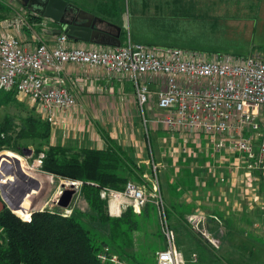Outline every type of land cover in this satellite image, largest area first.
I'll return each mask as SVG.
<instances>
[{"label":"built area","instance_id":"built-area-1","mask_svg":"<svg viewBox=\"0 0 264 264\" xmlns=\"http://www.w3.org/2000/svg\"><path fill=\"white\" fill-rule=\"evenodd\" d=\"M24 22L22 18L6 22L8 32L0 30V89L15 90L17 96L34 105L40 117L53 124L60 115L74 111L78 105L77 96L68 87L64 74L68 65H87L97 69L98 73L120 80L129 79L134 86L136 109L144 127L151 123L161 125L171 138L181 139L183 151H188L186 147L192 143L201 142L202 147L206 146L207 156L215 160L214 163L204 162L203 169L208 175L226 184L227 174L218 173V167L223 166L226 173L228 168L232 176L241 170L243 192L253 193L251 182L258 177L257 173L264 174L263 57L205 54L195 49L130 40L120 46L75 44L66 32L57 34L53 43L40 41L28 49L12 32L15 26ZM44 71L50 72L51 76L45 78ZM147 76L158 85L156 92L148 88ZM229 151L235 156L231 166L227 167V157L223 153ZM43 158L41 151L31 162L25 160V165L15 159L7 160L12 174L27 184L31 183L32 176L37 183V177L48 178V185L53 186L54 191L45 204L49 210L56 211L59 195L66 189L80 193L84 181L42 170ZM152 169L155 176L149 193L143 186L127 181L123 190L106 185L99 187V198L105 200L108 213L113 217H118L128 206L139 213L146 203H152L157 209V220L164 237V248L156 252L154 264H188L175 245L176 234L166 217L156 176L157 165L153 161ZM6 176L0 171L3 182H0V199L9 205L11 201L18 204L19 189L7 192L2 185ZM221 196L224 198L223 193ZM44 206L38 211H44ZM58 209L62 216L72 212L68 206ZM96 256L97 260L108 264H137L120 259L109 247H102Z\"/></svg>","mask_w":264,"mask_h":264},{"label":"rangeland","instance_id":"rangeland-1","mask_svg":"<svg viewBox=\"0 0 264 264\" xmlns=\"http://www.w3.org/2000/svg\"><path fill=\"white\" fill-rule=\"evenodd\" d=\"M66 1L72 3L73 6L79 9L90 12L105 21L118 25L124 32V34L122 32L124 35L122 39L123 44L127 40L140 43H146L148 41L155 44L159 42L157 43L159 45L155 46H175L186 50L195 49L205 54L217 53L218 55L226 54L232 57H246L253 54L263 57L264 59V0ZM142 1H146L143 3L148 4L147 9L143 10L141 8ZM162 1H199L200 4L198 6L201 7V10H198L200 14L205 12V14H202L203 16H216L215 18L218 20L217 23L223 28L217 30L201 29V20H199L196 31H191V29L190 32L192 34L186 31L185 34L188 37H190L189 35L203 37L202 44L204 45L192 44L191 42L182 43L181 41H159L149 29L147 22L143 20H146V18L154 14L157 16L158 9L156 4ZM5 2L10 5L11 11L7 13V18L0 22L6 21L8 23L22 18L25 20L24 24L15 26L20 32L24 31V25H32V22L36 23L39 28L46 27V25H43L45 24L43 23V19L35 15L30 7L23 6L22 1L6 0ZM32 16H37L39 19L33 18ZM142 16L145 18H142ZM206 19V22H208L210 17ZM195 25L194 28L196 27ZM15 28L12 29V32ZM111 28L112 33H115L116 30L113 27ZM150 32L153 34L151 36H155L154 38L156 39H149V37L146 36V34ZM13 34L16 35L14 32ZM129 34H131V39L128 38ZM155 34L158 33L155 32ZM158 35L160 36V34ZM140 36L141 38H138ZM18 39L23 41L24 39L25 41L27 40L25 37L24 39L18 37ZM99 39L101 41L108 40L106 36H101ZM149 87L157 90L158 85L152 84ZM130 88L132 92H134V86L131 83ZM132 103L136 108L134 99H132ZM78 108L77 105V120L70 117L65 121L66 123L64 122L65 124L71 126V124L75 123L74 121L82 123L81 121L84 117L79 115ZM135 110L134 126L136 143L138 145L136 148L137 157L135 158V162L140 166L145 165V167L140 172L141 183L136 182V180L133 181L143 186L145 191L149 193L152 189L153 176H155L152 171V161L157 165L156 176L162 193L161 195L163 196L164 208H166V217L170 226L174 229L173 232L176 234L175 245H177L188 264H264V236H262L261 229L263 228L264 220L260 219L255 212L248 214H243L239 211L228 212L227 206L224 205L226 201L224 198H221V184L217 185V187L220 188H218V193H216V190L206 187L208 180L214 179L213 176L208 175L203 169L204 162L208 161L207 157L209 158V156H207L208 151L206 146L202 147L201 142H196L186 147V150L187 148L189 149L188 151H183L181 139L179 137L171 138L170 133L166 132L164 127L159 124L151 123L148 127H144L140 121V117L138 119L136 116L137 109ZM155 112L158 113L159 111L156 110ZM106 113L105 109L100 111L101 120H104L103 117ZM261 113L264 117V106L261 109ZM27 116L40 118L45 121L36 113L35 107L30 101L16 94L14 101L0 104V125L7 117L8 125L11 127V130H8L7 133L8 136H10L9 143L5 145L4 148H0V159H8L9 157L11 160L15 159L16 162L20 161L22 165H25V160L29 163L36 157L34 151L37 149V146L40 145V139L36 137L17 138L16 136L23 120L27 118ZM146 116H149L147 111ZM80 125L83 126L82 124ZM131 127L133 126L131 125ZM50 128L51 136L49 143L51 144L60 142L62 145L67 146L78 144L79 141L83 142L82 139L79 141L77 139V141L72 142L74 139L65 137L61 132L62 130L56 128L52 133L53 126L50 125ZM92 137L96 138V133H93ZM8 145L13 148L17 146V149L13 150V148ZM79 145L81 146L82 143H79L78 146ZM232 154L233 153L230 151L229 153H223V155L227 157V160L233 156ZM3 161L6 162L5 159H3ZM222 167L223 166L219 167L218 173L225 174ZM3 173L4 175L7 174L6 181L2 184L6 191L19 189L18 191L20 193L24 181L15 178L14 174L12 175L10 166L4 168ZM16 173H18V170ZM239 174H241V170L238 171L237 175ZM32 177L34 178V176ZM32 177L31 180L34 181ZM37 178L36 180L38 183L36 181L30 183V187L26 191L27 193L22 196H20L21 193L19 194L17 197L18 204L13 201L10 202L11 205L4 203L5 207L13 214L16 212L14 210L15 208H20L22 212L24 211V213H27L26 215L24 213L21 214L20 217L25 216L29 218L28 213L30 214L31 211L36 210L47 202L49 197L48 194L44 195L43 186L45 187L46 185L43 179H45L48 184L50 182L48 178ZM241 179L242 177L240 176L239 180ZM240 182H242V180ZM212 183L213 185L216 184L213 181ZM78 196L79 194L73 195L69 204L70 208L73 209ZM101 201L106 205L105 200L102 199ZM193 201H195L194 205L197 207L191 208V210L189 208V212L178 215L176 211H174L176 215L168 214V211L171 212L169 207L171 203H178L180 205L179 209L185 210ZM199 204H201V206L203 205L205 208L198 206ZM213 204L220 207V210H213L210 206ZM206 205H209V207ZM55 207L60 208L57 205H55ZM154 210L155 213L152 211L151 216L147 219L143 216L139 217V227L131 231L129 236H121L122 239L125 238L129 244L127 246L128 248L124 250V253H132L134 259H138L145 264L155 263L156 252L164 247V237L159 227V222L157 220L159 218L155 206ZM134 213L135 215L140 214V212ZM14 215L19 217V214ZM111 226L114 233L113 235L118 239L120 235L115 222H111ZM113 249V253L119 256V250L117 248ZM194 256H196L195 260H193ZM128 261L134 263L132 259Z\"/></svg>","mask_w":264,"mask_h":264},{"label":"trees","instance_id":"trees-1","mask_svg":"<svg viewBox=\"0 0 264 264\" xmlns=\"http://www.w3.org/2000/svg\"><path fill=\"white\" fill-rule=\"evenodd\" d=\"M5 1L0 0V21L6 19L7 13L11 11L10 5ZM143 2L146 1H142L141 8L144 10L148 8V4ZM199 4V1L158 2L157 16L154 14L143 21L147 22L149 29L159 41L204 45L203 37L191 35L188 37L186 31L190 32L191 29L196 31L199 20L201 29L217 30L223 27L217 23L216 16L209 14L203 16L205 12L200 14ZM209 17L210 20L206 22V18ZM35 18L39 19L37 16ZM122 32L121 30L119 34L121 44L124 37ZM151 32L146 36L149 39H156L155 36H151L153 35ZM128 38L131 39V34ZM157 43L159 42L156 44L146 42L150 45H159ZM15 94V90L0 89V104L14 101ZM8 124L6 117L0 125V148L9 143L10 136L7 133L11 127ZM49 124L46 120L27 116L16 136L40 139V145L37 146L34 155L37 156L41 151L44 153L42 170L54 175L78 178L84 181V184L81 185L79 196L69 216H62L57 210L46 209L36 212L34 210L30 214V221H24L6 207L0 211V264H108L97 260L96 254L102 247H111V251L117 248L120 259L127 261L132 259L134 263L145 264L134 259L132 253H124L129 244L121 236H129L131 231L139 227V217L147 219L152 211L155 213L154 205L146 203L140 208V214L136 215L132 207L128 206L118 217H113L109 215L107 206L99 198V187L106 185L115 190H123L127 181L136 180L141 183L140 172L145 165L136 164L133 156L107 134H103L107 144L101 149L78 144L67 146L60 143L51 144ZM16 149L17 146L13 148ZM136 182L134 183L138 184ZM179 206L178 203H171L169 205L171 212L168 211V214L176 215L174 211L178 215L189 212L190 207L181 210ZM111 222H115L117 226L120 235L118 239L113 235Z\"/></svg>","mask_w":264,"mask_h":264},{"label":"crops","instance_id":"crops-1","mask_svg":"<svg viewBox=\"0 0 264 264\" xmlns=\"http://www.w3.org/2000/svg\"><path fill=\"white\" fill-rule=\"evenodd\" d=\"M42 19L43 23H45L43 25H46L45 28H39L36 23L32 22V25H24V31L20 32V30L16 28L13 30V32L16 33L19 38L24 39L25 37L27 39L26 41L25 39L24 41L21 40V42L24 44V47L32 49L39 43L40 40L45 41L49 44L55 41V36L57 35L56 28L59 26L55 25V23H53L50 19ZM5 24L6 21L0 22V30L8 32L9 29H5V27H3L5 26ZM139 38H141V36ZM73 41L75 42V44L83 43L79 40L73 39ZM64 74L68 80V87H70V90L77 96L76 99H78V111L80 113L79 115L81 117L83 116L84 119L81 121L82 123H80L79 121H74L75 123L71 124L70 126L68 124H65V121L70 117H73L75 120H77V108L70 113H63L55 123L50 124L53 126L52 133L57 128L58 130H62L61 132L65 137L74 139L72 140V142L77 141V139L78 141L82 139L83 142L79 141L80 144L82 143L81 146L93 147L98 149L104 148V146H106L107 143L104 139L103 134H107L111 139L118 143L124 151L131 154L135 159L137 157L136 148L138 146L136 143V132L134 126L136 114L135 109L137 107L135 108L132 103V99H134V92H132L130 88L131 81L129 79L120 80L105 73H98V70L91 66L78 64L68 65L67 72H65ZM42 75L45 78L51 76L50 72L47 71H44ZM145 80L147 81L146 84L148 85V88L151 90V92H156V89H151L149 87L152 84H155L151 81L150 77L147 76ZM46 81L50 84L49 80ZM102 109H105L107 112L103 117L104 120H101L99 114ZM136 116L139 119L140 116L138 110ZM80 124H82L83 126H81ZM131 125L133 127H131ZM93 133H96V138L92 137ZM234 156L228 158L229 160H227V167L231 166V162L233 161ZM3 159H5L6 162H4ZM207 159L209 161H212L213 163L215 162V160L211 157H207ZM8 163L9 161L7 160V158H1L0 171L2 173L4 171V168L10 166ZM223 171L225 172V174H227L226 184L214 181L215 178L213 177V180L209 179L208 183L206 182V187L216 190V193H218L219 187H217V185L221 184L220 188L222 187V190L220 191V193H223L224 198L227 200L224 205L227 206L228 212L239 211L243 214L255 212L256 215L260 217V219L264 220V174L258 175V173L256 172L258 177H255V179H253V181L251 182V186L254 188V190L252 191V194H249L243 192V184L242 182H240L241 180H239L241 174L235 175V173H233L235 175L233 179L234 175L232 176V174H230L228 168L227 173L225 168H223ZM14 177L18 179V177ZM40 178L43 179L46 177L42 175L40 176ZM43 181L46 185V188L43 186L44 195L48 194V197H50L52 195V192L54 191V187L49 186L48 182H46L45 179H43ZM212 181L216 184L213 185ZM31 183H34V181ZM29 185L30 184L24 182L20 189V196L27 193L26 191L30 187ZM194 203L195 201H193V203L189 206L190 210L191 208L197 207L196 205H194ZM0 205L5 208L4 202H2L1 199ZM44 205L46 206H44V210L50 208L45 203ZM213 205H210L213 210H220V207L216 206V204ZM198 206H201V204H199ZM206 206L209 207V205ZM201 207L205 208L203 205ZM38 209L39 208H37L35 211H38ZM54 209L59 210L57 207H55ZM261 229L262 236H264V225Z\"/></svg>","mask_w":264,"mask_h":264},{"label":"water","instance_id":"water-1","mask_svg":"<svg viewBox=\"0 0 264 264\" xmlns=\"http://www.w3.org/2000/svg\"><path fill=\"white\" fill-rule=\"evenodd\" d=\"M23 6H28L32 11L41 18L50 19L55 25L56 34L66 32L68 37L85 43H97L109 46H120L119 38L121 28L111 22L95 16L85 10L71 5L66 0H20ZM31 1V3H28ZM98 23H104L113 27L116 32L108 33L97 27ZM106 36L108 40L101 41L99 37ZM74 191L71 189L64 190L57 198V205L65 208L69 207ZM4 207L0 205V211Z\"/></svg>","mask_w":264,"mask_h":264},{"label":"flooded vegetation","instance_id":"flooded-vegetation-1","mask_svg":"<svg viewBox=\"0 0 264 264\" xmlns=\"http://www.w3.org/2000/svg\"><path fill=\"white\" fill-rule=\"evenodd\" d=\"M28 3H31V1H28ZM104 23H98L97 24V27L99 28V29H101V30H104V31H106V32H110L111 34H112V28L110 27V26H107V25H103Z\"/></svg>","mask_w":264,"mask_h":264},{"label":"bare ground","instance_id":"bare-ground-1","mask_svg":"<svg viewBox=\"0 0 264 264\" xmlns=\"http://www.w3.org/2000/svg\"><path fill=\"white\" fill-rule=\"evenodd\" d=\"M16 212H14V214H19V217H20V215L21 214H23L24 213V211L22 212V210L20 209V208H15L14 209ZM32 212V211H31ZM25 215L27 214V213H24ZM31 214V213H30ZM30 214L28 213V215H29V218H30ZM21 219H28V218H26L25 216L24 217H20Z\"/></svg>","mask_w":264,"mask_h":264}]
</instances>
